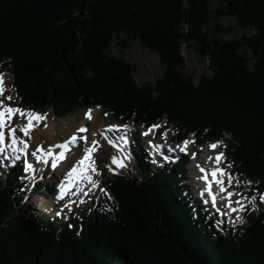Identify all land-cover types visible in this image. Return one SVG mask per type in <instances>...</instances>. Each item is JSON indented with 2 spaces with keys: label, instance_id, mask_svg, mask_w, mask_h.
<instances>
[{
  "label": "trees",
  "instance_id": "16d2710c",
  "mask_svg": "<svg viewBox=\"0 0 264 264\" xmlns=\"http://www.w3.org/2000/svg\"><path fill=\"white\" fill-rule=\"evenodd\" d=\"M128 40L159 56L155 82L109 54ZM184 47L212 76L185 73ZM5 71L22 106L58 118L101 107L202 145L230 135L228 161L258 208L221 228L185 183L187 158L156 166L140 139L141 174L107 179L114 200L69 221L26 216L22 166L0 174V264H264V0H0Z\"/></svg>",
  "mask_w": 264,
  "mask_h": 264
},
{
  "label": "rangeland",
  "instance_id": "374dc122",
  "mask_svg": "<svg viewBox=\"0 0 264 264\" xmlns=\"http://www.w3.org/2000/svg\"><path fill=\"white\" fill-rule=\"evenodd\" d=\"M233 24H235V22H233ZM237 31L239 30L237 29ZM109 54L113 57L126 58L131 62V64L135 68V80L139 85L146 82H155V80L158 77H160L165 71V67L160 61L159 56L145 49L138 41L128 40L126 44H122V43L117 44L116 42H114L110 48ZM184 54L188 64V68L186 69L185 73L189 76H192L195 83L199 82L201 76L204 73L208 74L209 76H212L213 73L208 69V64L202 61L195 54L193 47H184ZM2 75H3V81L5 82L4 87L6 86L5 87L6 91L4 92L3 96H0V99L4 100V103L6 105H10L13 108H21L26 111H32L40 115H46V119L42 120L37 126L34 127L36 129L35 135L32 136L29 134V137H27L26 140L28 143H31L29 144V146L32 145L31 148L32 150H34V153L37 151L36 142H40L42 146L44 147L46 146L45 148L48 147L47 144L50 141V136H47L45 129L49 124H52L57 134L61 133L67 123L73 125L76 119H79L77 121L79 123L81 121V118L84 117L83 115H85L89 110L98 111V119L99 122H101L99 123V125H104L102 129L106 130L108 129V127L115 126L116 124H118L114 120H112L111 116L105 115L101 107H96L92 109H81L64 118L56 117L52 111L35 112L31 109V107L21 105L20 100L18 98L17 90L13 83L11 72L5 71V73H3ZM9 96L12 97L11 100L7 99V97ZM16 115L17 117L15 118L14 124L13 125L9 124V125L13 126L12 128L15 127L17 129V134L22 139L25 137V133L21 129L24 128L25 125H27L25 123H28V120L26 117L22 118V116H20L19 114ZM90 123L91 121H89L87 124L91 125ZM133 124L134 123L131 121L129 126L131 127L133 133L136 135V131H138L139 129L134 127ZM161 126L162 125H159V127L156 128H151L152 130L151 134H149V132H146L147 127L141 128L139 130L141 132V137H145V133H147V136L149 137V141H152L154 138L162 139L167 137V142L172 141V143L177 145H180L182 143L175 139V137H177L178 135L174 128L167 129L166 132L161 135L160 134ZM66 138L64 137V140ZM229 138L230 137L227 136L226 138L221 139L218 143H216L219 145L218 149L213 150L210 147V145L198 146L195 143V138L193 134L189 136L188 139L191 141L192 143L191 147L194 148V150L191 149L190 155L193 160L187 166V172H188L187 183L190 185L191 189H193L194 185L198 187L200 186V184L198 183V180L200 181V178H198L199 173L194 168L195 160H201L202 162H204L205 160L207 161L208 166H210V163H215L214 159L217 152L219 151L225 152L226 155L224 157L222 167L224 171L230 174L232 178L231 181H229V175H224V178L226 179L225 185L227 186V188L231 187L230 191L231 193H233L232 198L234 199L233 205L235 204L237 208L238 207L241 208V206L243 205L244 208L241 212L237 213L234 216L229 214V217H227V219L226 217L223 218L220 215L221 218L219 221L221 223L220 224L221 226L224 223L225 225L229 223L230 224L229 226L230 227L232 226L234 228L235 226H240L242 223L246 221L244 219L245 218L244 213L248 209H252V211H256L258 207L256 206L257 204L256 199L254 200L252 199L253 197H255V192L252 190L251 184L246 180H244V178L233 167L232 163L227 159ZM100 141L102 142L100 144L99 150L93 153L95 165L97 166L96 167L97 171H95V174L98 175L96 185L90 186L89 189H86L85 185L82 182H80L79 184L76 185L74 191L67 193L69 194V197L66 196V199L65 198L60 199L58 196L57 189L54 187V185L52 186V184L55 181L57 183L58 179L60 178L59 176L60 172L57 173L56 169L55 172H53V170L51 171V169H47L44 175L39 173V171H37V174L35 173L34 175H30L33 173L32 169L30 171L28 170V173L31 172L30 174H27L24 169L25 174L22 178V182L28 183V188H27L28 198H26L21 204L24 205V214L26 216H30V214L33 213L48 214L52 218L59 217L64 221H69L74 217L80 216L81 212L93 211L101 201H104L107 204V202L114 200L110 192H108L107 190V186H108L106 183L107 179H112L116 176H129L132 174L133 175L141 174L138 171V166L136 163L137 161L135 160V158L131 159L129 156L125 158L123 155H121L123 160L122 162L126 166L116 168L112 163L111 157L112 155L114 156H120V155L116 151L114 153L113 149L110 148V146L105 141H103L102 138L100 139ZM207 144H211V142ZM80 155L81 154L75 155L77 158L74 161L80 159ZM24 157L23 156L16 157V155L14 157L13 155V157L12 156L10 157V160L12 159L13 162L16 163L18 159H24ZM28 157H30V153ZM23 162H24L23 166L24 168H26L27 165L26 160H24ZM14 165L13 163L10 164L2 163L0 167L1 168L0 174L7 172V170H9V168L14 167ZM44 167L43 165H41V168ZM110 168L112 170H110ZM61 177L63 178V176ZM78 189L81 190L79 193H77ZM223 198H225L223 199V207H225L229 202L226 201L227 198L226 196H223ZM238 200L241 201V204L236 203V201ZM260 201L264 202L261 199ZM237 217H239L240 219L238 220Z\"/></svg>",
  "mask_w": 264,
  "mask_h": 264
},
{
  "label": "snow or ice",
  "instance_id": "6c2138e0",
  "mask_svg": "<svg viewBox=\"0 0 264 264\" xmlns=\"http://www.w3.org/2000/svg\"><path fill=\"white\" fill-rule=\"evenodd\" d=\"M6 91L5 87H4V81H3V75L0 74V96H3L4 92ZM8 100H11L12 97H7ZM19 114L22 117H26L28 120L27 125L22 128L21 130L25 133V135H28L30 130L32 128H34L35 126H37L42 120L46 119V115H40L38 113H34L32 111H26L24 109L21 108H13L10 105H6L4 103V100L0 99V129L4 128L6 126V121L10 120L12 118L13 115ZM105 115H107V113H105ZM86 118L87 119H91V110L88 111V113H86ZM115 126H110L108 129H106V131H111L112 128ZM159 127V125H153V128ZM80 133L83 132H87L88 129L81 127L77 130ZM151 131V129L149 130ZM12 134L14 136L15 134V129H12ZM145 135H147V133H145ZM105 139H108L109 144H112L113 146H115V143L112 139L108 138L107 136H105ZM4 140V133L0 132V143H2ZM78 140H82L85 142V144L87 145V137L83 136V137H78L77 135H73L70 138V141L65 142L63 144H58L55 147L56 148H63V149H68L69 148V144H75ZM15 142V140H14ZM126 143V141H125ZM189 141H184V148H182L181 150H185L187 145H188ZM99 142L96 140H93L90 146H86L84 148V156L82 158H80L78 160V162L71 168V170L67 173L69 180H71L74 176H80L81 174H86L89 171H97L96 167H95V160L93 158V153L97 152L99 150ZM210 147L212 149H216L218 147V144H212L210 145ZM41 151H43V149H41ZM33 155H35V153H33ZM48 155H52L51 152H48ZM66 158L65 152H60L58 155V159L59 160H63ZM165 159H169V157L165 156ZM211 159V158H210ZM217 164H219V162L223 159V153L218 154L215 157ZM112 163L116 164L118 167H125L126 165L123 164V162L118 158V157H112ZM53 168H55L57 165L56 163H52L51 165ZM32 169V165L31 164H27L25 171H28ZM110 170H112L110 168ZM202 172L205 171L203 168L200 169ZM223 174V175H229V181H231V176L230 174L226 173L224 171V169H214L212 171V176L215 178L217 176V174ZM86 178L89 180L90 183H93L95 186V182L92 181L91 176H86ZM203 179L207 180V176L203 177ZM217 183L223 184V181H216ZM64 189L65 186L61 185V193L62 195L59 197L60 199L63 198V193H64ZM207 191L211 192V186L209 185ZM222 192L227 191L226 188H221ZM233 195V193L229 192L228 193V199H229V203L227 204V207L230 208L233 212L237 211L236 208H232V203H231V196ZM253 200L255 199V197L252 198ZM261 200L264 201V196L261 197ZM212 202L213 205H215V195L212 196ZM237 204H241V201H236ZM67 206V205H66ZM239 210H243V206H241V208ZM221 215H223V213H221ZM237 219L239 220L240 218L237 217Z\"/></svg>",
  "mask_w": 264,
  "mask_h": 264
},
{
  "label": "bare ground",
  "instance_id": "6f19581e",
  "mask_svg": "<svg viewBox=\"0 0 264 264\" xmlns=\"http://www.w3.org/2000/svg\"><path fill=\"white\" fill-rule=\"evenodd\" d=\"M4 84H5V82H4ZM83 116L84 117L81 118V121L79 123L77 122L79 119H76V121L74 120L75 123H73V125H71L70 123H67L65 125V128L62 130V132L61 133H58V134H57V132H55V129L52 126V124H49L47 126V128L45 129V131L47 133V136H50V141L47 144V146L49 148L48 147L45 148L46 146L44 147V146H42V144H40V142H36V146L39 147V148H37L36 154L38 152H41V156L44 158L45 155L47 156V153L50 150H52L51 148H55L56 145L61 144L62 142H64V137L65 138L67 136L72 137L73 135H77L78 137H83L84 135H87V145L85 144L84 141L78 140V144L76 146H73L72 149H71V151L69 153H65L66 158L63 159V160H59L58 161V165H59L58 166V172L64 173V174L66 173V176H65L66 178H69L68 175H67V173L71 170L72 166L75 165L78 162V161H76V162L74 161L77 158L75 155H79V154L84 155V151H83L84 147L85 146H90L93 140L98 141L99 142V145L102 142V141H100V139H101V136L100 135H101V132L104 131L105 129H102V127L104 125H99V123H101V122H99V119H98V111L91 110V119H87L86 118V114L83 115ZM16 117H17V115H13L10 120H7L6 121V125H7V128L8 129H9V126L10 125H13L14 124ZM89 121H91V123H90L91 125H88L87 124ZM25 124H27V123H25ZM11 127H13V126H10V128ZM81 127L87 128L88 131L87 132H83V133L78 132L77 130L79 128H81ZM35 131H36V129L35 128H32L30 130V133L29 134L32 135V136H34L35 133H36ZM42 132H43V130H42ZM29 134L28 135H25L24 138L20 139L19 143H18L17 140L15 142L14 141L12 142V144H13L12 145V148H13V153H14L13 155H14V157H15V155H16V157H20V156L23 155L22 153H25L26 155H29L30 152H29V149L27 148V144H26V142H27L26 140H27V137H29ZM187 141H189V143H188L186 149L189 148V146L192 144L190 140H187ZM17 146H18V152L16 153V149H17L16 147ZM104 148H106V147H104ZM182 148H184V142L180 144L178 150L181 152L182 151L181 150ZM41 149H43V151H41ZM45 149L47 151L46 153H45ZM56 149H58L59 153L61 152L59 150V148H56ZM113 152L115 153L114 150H113ZM119 155L120 156H115V157H118L121 161H123L121 154H119ZM112 157H114V155H112ZM112 157H111V159H112ZM124 157L126 158L127 156H124ZM54 161H55V159H54ZM73 162H74V164H73ZM71 163H72V165H70ZM220 164L221 163L215 165L214 168L211 169V170L213 171L214 169H220ZM114 166L116 168H120L116 164H114ZM95 167H97V166L95 165ZM218 175H219V181H223V184H220L219 191H218V193H220V199H221V195H222V193H224V192L221 191V188L222 187L225 188V186H224L225 178H224V175L223 174H219L218 173ZM81 176H82L81 178H80V176H74L71 180H75L77 182V184H79L80 182H82L85 185V188L86 189H89L90 186H94V184L93 183H90L89 180L86 178V176H91L92 181H94L95 182V185H96V181H97V176L98 175L95 174V171H89L86 174H81ZM64 186H65V189H64V193L63 194L65 195L66 193H69L70 190H72L73 184L66 183ZM60 192H61V189H60ZM226 192H229V191H226Z\"/></svg>",
  "mask_w": 264,
  "mask_h": 264
}]
</instances>
